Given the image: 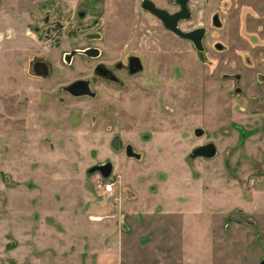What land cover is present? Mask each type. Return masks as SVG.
Listing matches in <instances>:
<instances>
[{
    "label": "rangeland",
    "instance_id": "374dc122",
    "mask_svg": "<svg viewBox=\"0 0 264 264\" xmlns=\"http://www.w3.org/2000/svg\"><path fill=\"white\" fill-rule=\"evenodd\" d=\"M11 1L0 0V264H259L264 0H191L181 28L207 29L203 55L129 0L101 27L56 29L50 47L23 0ZM86 45L101 60L139 54L147 71L73 97L63 87L90 77L91 63L61 61ZM37 57L52 75L37 77ZM116 135L123 151L111 147ZM207 143L217 156L191 159ZM109 161L110 178L88 172Z\"/></svg>",
    "mask_w": 264,
    "mask_h": 264
},
{
    "label": "flooded vegetation",
    "instance_id": "af4514ba",
    "mask_svg": "<svg viewBox=\"0 0 264 264\" xmlns=\"http://www.w3.org/2000/svg\"><path fill=\"white\" fill-rule=\"evenodd\" d=\"M46 1L47 0H26V5H27V8H29V14H31L32 17L35 18V25L33 26V31H35L37 34L44 35V39H45L44 43H50L51 42L49 46L52 47L53 44L56 43V41L53 40V36H52L54 34L57 35L56 29L62 30V29H66V27L64 26V23L62 20V11H61V6L59 4V1L58 0H48L47 2ZM152 1L158 7L163 8V9H167L172 14L180 11V9H181L180 5L178 4V0H160L162 3H164V5L158 4L157 0H152ZM190 2H191V0L189 1V7H190V11H191L192 17H193L194 13H193V10L191 9ZM143 4H144V0H140V7L142 9V12L148 14L149 16L153 17V19L160 22L161 25L163 26V28L166 29L167 31L171 32L174 36L178 37L179 39L185 40V39L177 36L175 33L170 31L169 29H167L164 26L163 22L155 14H153L151 11L144 8ZM170 8H172V9H170ZM190 20H181L179 23L180 28H181L182 23H186ZM70 22H72L74 24L77 22V24H78V19L76 18L74 20V22L73 21H70ZM59 26H61V27L58 28ZM181 29L184 30L183 28H181ZM190 30L191 29H187L184 31H190ZM185 41H188V40H185ZM188 42L191 43V45H193V47L195 48V46L192 42H190V41H188ZM93 48L99 49V53L94 52L93 56L76 54L70 60H67L65 58L66 55L68 53H71L72 51L84 50V49H93ZM195 50H196V48H195ZM196 51L200 55H203L202 52H199L198 50H196ZM205 51H206V47H205ZM68 53L65 54L64 59H63V61H61V63H62V65H65L69 70H71L72 68L75 67V57L76 56L87 57L91 63V69H90L92 71L91 76L88 78L83 77V76L77 77L69 85H71L72 83L79 81V80L87 81V82H89L90 90L92 92H94L95 95H91L90 91H88L87 93H85L83 95L75 96V95L71 94L70 92L66 91L71 96L77 97V98L78 97L96 98L98 96V94L93 89L95 87H97L96 84L100 81L104 84H108V85L112 84V85H117V86L123 87V85L125 84V79H128V78L133 79L139 75L145 74L147 71V63H146L145 59H143L141 57V55L135 54V53L122 54L123 56L121 58H118L117 60L111 59V58L101 60V59H103V56L105 55L104 50L102 48L98 47L97 45H86V46L79 47V48H73ZM133 58H136V60H134ZM31 66L34 67L33 68L34 73L38 74L37 77H46V76L49 77L48 75L49 74L52 75V73H53V68H54L53 63L52 62L50 63L49 61L42 60L41 58H38V57L35 58V60L31 64ZM149 74H152V71H150ZM259 76L260 75H257L255 78L256 85L258 88L260 86H264V77H259ZM262 76H264V75H262ZM235 79L239 81L241 79V77L237 76V77H235ZM69 85H67V86H69ZM67 86H64L63 90ZM237 91H239V90H237ZM250 101H252V99H250ZM197 129H199V128L195 129V131H194L195 135L198 138L203 137L204 133L201 134L200 136H198ZM127 145H129V144H127ZM120 151H123L122 140H121ZM124 151H125L126 156H127L126 147H125ZM98 174L101 175L99 172H98Z\"/></svg>",
    "mask_w": 264,
    "mask_h": 264
},
{
    "label": "water",
    "instance_id": "95a60500",
    "mask_svg": "<svg viewBox=\"0 0 264 264\" xmlns=\"http://www.w3.org/2000/svg\"><path fill=\"white\" fill-rule=\"evenodd\" d=\"M190 0H178V4L180 5V11L176 13H170L167 9H163L158 7L152 0H144V8L151 11L155 14L164 24V26L175 33L177 36L192 42L199 52L205 53L204 47V38L207 34V29L204 27L196 28L190 31H184L180 28L179 23L181 20H190L192 18V13L189 7ZM214 25L216 27L221 26V20L219 15H215L213 18ZM216 48L221 51L224 49V45L222 43H217ZM99 53V49H84V50H76L68 53L66 55V59L70 60L76 54L90 55L93 56V53ZM96 56V55H95ZM136 60V58H133ZM88 89V90H87ZM65 91L70 92L75 96H80L88 91H90L91 95H95L94 92L90 90L89 82L79 80L71 85L64 88ZM198 136L204 133L203 129H197ZM111 147L115 151H120L121 149V138L119 135L113 137L111 141ZM127 156L129 158L141 159L142 155L140 153L135 152L132 145L126 146ZM218 154V149L214 143H207L201 146L196 147L192 153L190 154L191 159L196 158H206L212 159L216 157ZM114 170V165L112 162H106L103 164L95 165L91 169H89L90 174L100 173L101 176L105 179H108L112 176ZM260 264H264V259H262Z\"/></svg>",
    "mask_w": 264,
    "mask_h": 264
},
{
    "label": "crops",
    "instance_id": "0c3cea01",
    "mask_svg": "<svg viewBox=\"0 0 264 264\" xmlns=\"http://www.w3.org/2000/svg\"><path fill=\"white\" fill-rule=\"evenodd\" d=\"M58 1L61 6L62 20L64 26L67 28L69 24L73 25L74 27L77 25L84 26L86 22L90 23L94 19H95V23L98 22L97 27H101V25H103L105 21L114 18V15L117 12L116 9L119 8V5L115 4V1L121 4V2L124 0L122 1L120 0H58ZM11 2H14L13 4L16 5L15 0H12ZM23 2L26 5V0H23ZM129 3H130L131 11L134 14L142 13V9L140 7V0H129ZM122 6L125 8V5ZM23 13L24 15H28L30 19L33 18L32 15L29 14V8L25 7ZM117 16L119 15L116 14L115 17ZM11 17L14 19L13 16ZM76 18L78 19V24L77 22L75 24L70 22V21L74 22ZM101 21L103 22L99 23ZM79 28L82 29L81 27ZM258 181L259 179L254 178L253 185L256 186ZM254 193L257 195V197H261L262 195H264V192L261 190H256ZM257 203L258 206H256L254 209L258 210L259 213H264V198L262 197L261 200L258 199ZM249 209H253V208H249ZM249 209L247 208V210ZM239 211H243V210H239Z\"/></svg>",
    "mask_w": 264,
    "mask_h": 264
}]
</instances>
